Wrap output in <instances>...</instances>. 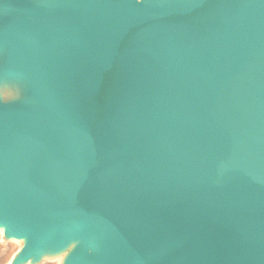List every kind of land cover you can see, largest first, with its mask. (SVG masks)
Instances as JSON below:
<instances>
[{"label":"water","instance_id":"water-1","mask_svg":"<svg viewBox=\"0 0 264 264\" xmlns=\"http://www.w3.org/2000/svg\"><path fill=\"white\" fill-rule=\"evenodd\" d=\"M0 264H264V0H0Z\"/></svg>","mask_w":264,"mask_h":264},{"label":"snow or ice","instance_id":"snow-or-ice-1","mask_svg":"<svg viewBox=\"0 0 264 264\" xmlns=\"http://www.w3.org/2000/svg\"><path fill=\"white\" fill-rule=\"evenodd\" d=\"M8 87L9 85H7L6 83L0 82V93L4 92Z\"/></svg>","mask_w":264,"mask_h":264}]
</instances>
